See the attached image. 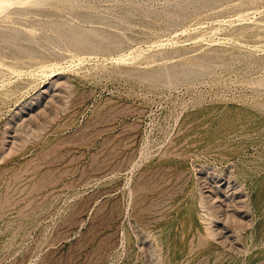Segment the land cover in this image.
<instances>
[{"label":"rangeland","instance_id":"374dc122","mask_svg":"<svg viewBox=\"0 0 264 264\" xmlns=\"http://www.w3.org/2000/svg\"><path fill=\"white\" fill-rule=\"evenodd\" d=\"M0 264H264V0H0Z\"/></svg>","mask_w":264,"mask_h":264}]
</instances>
